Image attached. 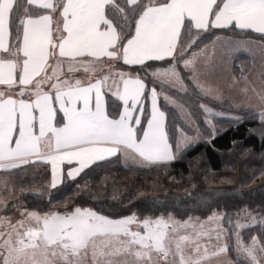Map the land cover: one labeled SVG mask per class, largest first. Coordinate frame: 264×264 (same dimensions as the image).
Segmentation results:
<instances>
[{"label": "snow or ice", "instance_id": "1", "mask_svg": "<svg viewBox=\"0 0 264 264\" xmlns=\"http://www.w3.org/2000/svg\"><path fill=\"white\" fill-rule=\"evenodd\" d=\"M213 30L264 37V0H0V85L6 86L0 89V264H211L230 249L236 259H227L226 264H264V242L256 236L245 242L237 231L234 245L211 251L201 243L204 236L211 240L213 232L220 239L213 223L225 219L223 212L207 217V229L199 222V229L192 225L190 233L185 229L192 218L176 220L166 209L159 215L130 210L123 214L119 209L126 205L109 175L116 164L130 171L165 167L183 159L199 142V132L192 137L178 129V135L170 136L166 112L158 104L155 85L183 84L179 61L195 77L200 96L228 102L250 118L258 116L264 138V47L256 72L260 88L249 78L251 69L249 74L242 70L239 76L232 75L227 87L237 88L248 99L234 103L218 82L210 83L217 71H227L231 44ZM205 34L214 37L211 50L219 52L220 62L205 56L198 69L197 60L185 58V53L198 47ZM166 58H170L166 68L148 63ZM121 63L141 68H132L137 75L114 72ZM81 69L86 80L76 75ZM149 69L154 86L146 93L148 86L138 71L148 75ZM109 94L118 118L109 115ZM253 96L259 110L251 103ZM147 98L151 110L145 116ZM164 100L183 108L168 95ZM200 107L206 114V142L211 144L220 130L207 116L217 113L205 104ZM229 119L239 124L244 117ZM37 163L50 166L49 178L39 189L33 187L34 178L28 181L24 175ZM101 173L100 191L95 192L92 178ZM109 183L112 195L105 196ZM151 187L155 189L156 183ZM52 190L63 193V211L43 207L53 204ZM136 191L128 204L141 198L153 206L158 203L148 200L146 191ZM27 196L34 198L31 207ZM5 210L19 218L13 221L3 215ZM259 222L264 224V218Z\"/></svg>", "mask_w": 264, "mask_h": 264}, {"label": "trees", "instance_id": "2", "mask_svg": "<svg viewBox=\"0 0 264 264\" xmlns=\"http://www.w3.org/2000/svg\"><path fill=\"white\" fill-rule=\"evenodd\" d=\"M213 31L217 34L222 33L223 38L240 41L255 40L264 44V37L257 33H240L231 32L230 30ZM205 36L207 38L203 39L198 47L194 46L193 49H189L185 53V58L199 52L200 49H203L205 45H209L211 40L214 39L210 34H205ZM233 59V69L237 70L239 74L242 70L245 73H248L250 69L252 71L251 56L249 54L241 52ZM182 63L183 61L178 62L177 71L180 80L183 81L184 90H179L172 85H165L163 88L160 85L155 86L160 95L161 108L167 115V130L170 136L178 135V129L183 130L190 136H196L198 133L192 124L193 122L202 136V142L189 150L183 159L165 167L155 168L152 171H130L121 164L114 165L110 169L109 175L117 182L118 195L126 205V207L119 210L123 214H130V211H135L142 214L159 215L161 211L166 209L178 220H186L189 217L204 220L213 212H223L225 213L224 224L230 236L229 245H234L233 237L237 229L233 228L232 225L239 216L245 214V209L255 216L264 217V187H260V185H264V176L260 175L264 171V138L260 135L259 117L250 118L248 112L234 109L228 102L218 103L200 96L196 86L191 81L189 72L183 68ZM149 64L157 68H166L169 67V60L150 62ZM120 67L131 75H137V71H132V68L136 70L141 68V66L130 68L122 64ZM150 73L151 69H149L148 75L143 71H138V74L147 83V92L154 86L151 82L153 78ZM165 95L178 101L179 104L183 105V108L172 103H166L164 100ZM113 99L109 94V115L118 118V112L113 111L111 107ZM201 104L211 105L229 116L214 118L213 123L220 132L211 144L206 142L208 126L205 123L206 114L200 107ZM120 110L122 111V107ZM149 112V98H147L145 99V116ZM237 115L244 117L242 123L236 124L230 121V117ZM142 123L146 126L144 118ZM250 129H252L251 132ZM233 141L237 142L235 146H233ZM245 149L250 151L245 154ZM197 159L200 160L199 165L195 164ZM190 162L193 163L191 168L189 166ZM49 172L50 166L37 163L28 166V170L24 175L28 181L34 178L36 184L30 186L39 189L42 183L49 178ZM102 175L103 173L92 178V189L95 192L100 191L97 184ZM80 182L83 183V181ZM153 182L156 183L155 189L151 187ZM138 188L147 192L148 200L156 199L158 203L153 206L145 202L144 198H141L134 200L133 204H128V200L137 195L136 190ZM52 191L54 193L53 204L45 203L43 207L45 209L55 207L57 210L63 211L65 202L63 193H57L56 190ZM3 195L6 199L7 194ZM104 195H112L111 183H109L108 190ZM26 199L29 202V207L33 206L35 203L34 198L27 196ZM77 202H79L78 198ZM88 202L91 203L90 199ZM16 214L9 213L7 210L3 213V215L10 217ZM229 220H231V224H229ZM242 235L245 242H248L252 236H256L261 242H264V225L244 229ZM229 255L232 260L236 259L235 252L231 249Z\"/></svg>", "mask_w": 264, "mask_h": 264}, {"label": "rangeland", "instance_id": "3", "mask_svg": "<svg viewBox=\"0 0 264 264\" xmlns=\"http://www.w3.org/2000/svg\"><path fill=\"white\" fill-rule=\"evenodd\" d=\"M240 45H238V47L236 48L235 52L234 51H231L230 49L227 50L228 53H231V54H234V53H237L238 51H244L245 53L249 54L251 56V65L255 64L256 65V68L253 69L251 71V74H252V77L255 78V79H258L257 76H256V72L259 70V67H260V63H261V60L259 61V58H258V50L257 48L259 47L260 50L262 47H264V44L260 41H243V42H239L238 43ZM259 50V53H260V58L262 59V55H261V51ZM201 51V50H200ZM197 52L193 58H195L197 60V64H199L201 66V63L200 61H202L204 59L205 56L208 57V59L210 58V56H214V52L211 50V45H209L208 49L206 52ZM190 56V55H189ZM243 63H245L243 61ZM249 64V63H248ZM250 65V64H249ZM81 78H86L87 76H83V75H80ZM255 79H252L257 87V84H260V81L256 83V80ZM259 80V79H258ZM213 84V83H212ZM173 87L179 89V90H184V87H183V84H180L179 82L175 83L174 85H172ZM249 95H251V92H249ZM243 101L245 103L248 102V99L247 97H243ZM251 103L254 105V107L256 108V110H259L260 108V104L259 102L255 99V97L253 96L252 98V101ZM174 105V104H173ZM206 105V104H205ZM208 107L212 108L214 110V113H217V115H209L207 116L208 119H211L212 122L214 120L215 117H229L227 115H225L223 112H220L219 110L213 108L211 105H207ZM184 114L187 116V114L184 112ZM189 120V119H188ZM190 121V120H189ZM192 122V121H190ZM194 128L197 130V133L199 132L196 125L192 122ZM190 136V135H189ZM192 136V135H191ZM197 136V135H196ZM196 136H192V137H196ZM201 135L199 133V143L202 142V139H201ZM196 144V145H197ZM219 213V212H218ZM253 215V214H252ZM255 216V215H253ZM257 217V220L256 221H252L251 219H249L248 215L245 213L241 216H239L237 218V221L234 222L233 225L239 223L241 225V227L239 229H237V231H239V234L240 236L243 238V235H242V231L244 229H247L249 227H255V226H263L264 224L260 223V219L261 218H264V217ZM12 220H16L19 218V214L17 213L16 215H14L13 217H11ZM178 220V219H176ZM188 220V219H186ZM179 221H184V220H180ZM199 222H204L205 223V229L208 228V222H207V219H204V220H200L197 221V219H192L190 221V226L187 227L185 229V231L187 232H191L192 231V225H194L197 229H199ZM6 226V225H5ZM213 226L217 228L218 231L221 232V237L219 240H217L216 238V232H213L212 233V236H211V240H209V238L207 236H204L201 238V243H207L208 246H209V250H213L214 247H217V246H221L223 244H229V240H230V236H229V232H228V229L226 228L225 224H224V219L223 220H220L218 223H213ZM236 234L234 235L233 239H234V243H235V240H236ZM186 251H190V249H187ZM227 259H231L230 258V255L229 253L224 256H219V257H216V258H213L212 261H211V264H226V261Z\"/></svg>", "mask_w": 264, "mask_h": 264}, {"label": "crops", "instance_id": "4", "mask_svg": "<svg viewBox=\"0 0 264 264\" xmlns=\"http://www.w3.org/2000/svg\"><path fill=\"white\" fill-rule=\"evenodd\" d=\"M54 18H55V17H54ZM222 39H227V40H230V41H231V44H229L228 49H230L231 51H234V52H235L236 48H237L238 45H239L238 43H239V42H243V41H240V40L230 39V38H223V37H222ZM251 41H255V40H251ZM209 45H211V43H210ZM209 45H208V46H209ZM239 47H240V45H239ZM228 49H227V50H228ZM257 50H258V58H259V61H260V60H261V58H260V53H259L260 48L258 47ZM200 52H201V51H200ZM241 52H244V51H238L237 53H234V54H231V53H228V52H227V71H226L225 73H223V74H221V73H219V71H217V72L211 77V80H210V83H213V85H214L215 83L218 82V83L220 84V86L224 89L225 95L227 96V95L230 94V95L232 96V98H233V102H234V103H235V102L243 101V97H245V96H242V95L239 93V91H238L237 88L229 89V88L227 87V85H228L229 83H231L232 75H236V76H239V75H240V74L238 73L237 70H234V69H233V62H234V59H233V58H234L236 55L241 54ZM196 53H197V52H196ZM196 53L191 54V55L188 56L187 58H193V56H194ZM177 55H179V49H178ZM169 59H170V58H166L164 61L169 60ZM209 59H210V60L215 59V60L219 63V62H220V54H219V52H216V53L214 54V56H210ZM150 62H162V61H149L148 63H150ZM108 63H110V62H108ZM121 64H122V63H121ZM182 66H183V68H184L186 71H188L189 74H190V69L185 68L183 63H182ZM196 66H197L198 69L201 67L199 64H197ZM132 67H135V66H132ZM205 67H211V65H205ZM104 69H105V71H107V63L104 65ZM252 70H253V69H252ZM65 71H66V66H65ZM113 71L115 72V71H124V70L119 66L118 68L114 69ZM124 72L127 73L126 71H124ZM246 74H249V72L246 73ZM76 75H77V77H79V78H81L80 75L87 76V74H85V73L83 72V69H81L80 72L76 73ZM190 78H191V81L194 83L195 77H193V76L190 75ZM249 78H250V79H251V78H252V79H255V78L252 77V74H250V77H249ZM81 79H85V80H86L87 77H86V78H81ZM117 79H118V77H117ZM207 79H208L207 77H205V76H201V80H202V81H207ZM255 80H256V83L260 81V80H258V79H255ZM111 83H112V81L109 80L108 83L105 85V91H107V89H108V87L111 85ZM145 83H146V82H145ZM146 84H147V83H146ZM194 85H195V83H194ZM195 86H196V85H195ZM240 86H243V84H241ZM260 86H261L260 84H257V89H259ZM238 87H239V86H238ZM4 88H6V86L0 85V89H4ZM44 88H45V89L48 88V84H47V83H45ZM146 92H147V89H146ZM143 102H144V106H145V100H144ZM158 104L161 106V103H160V95H159V93H158ZM149 106H150V110H151V100H150V98H149ZM161 109H162V108H161ZM138 114H139V113H133V115H138ZM142 122H143V117H142ZM65 167H67V166H65Z\"/></svg>", "mask_w": 264, "mask_h": 264}]
</instances>
